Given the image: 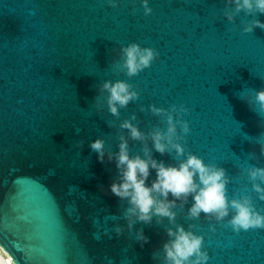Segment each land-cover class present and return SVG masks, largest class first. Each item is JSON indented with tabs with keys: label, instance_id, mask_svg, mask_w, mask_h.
Here are the masks:
<instances>
[{
	"label": "water",
	"instance_id": "obj_1",
	"mask_svg": "<svg viewBox=\"0 0 264 264\" xmlns=\"http://www.w3.org/2000/svg\"><path fill=\"white\" fill-rule=\"evenodd\" d=\"M149 5L153 11L145 16L141 0H135V14L133 0H120L117 8L106 0H0V247L13 264H160L153 252L168 239V219L137 222L129 233L122 217L127 201L109 190L118 175L115 161L105 156L101 163L89 146L103 138L106 148L118 151V127L107 122L118 126L133 112L144 131L164 127L139 105L187 106L183 118L191 131L181 143L225 169L229 199L247 186L264 211V201L242 174L250 164L264 166L254 142L264 141V113L245 101L258 109L251 89L264 88V29L243 33L241 21L253 17L242 11L233 25L222 14L225 0H149ZM256 18L264 22V14ZM130 42L160 53L131 78L113 67L120 45ZM116 79L140 92L119 118L108 111L107 92L98 90ZM79 140L82 148L75 147ZM129 147L134 155L142 143L129 141ZM251 153L258 158L250 159ZM152 155L177 163L154 148ZM150 173L148 185L156 178L154 169ZM192 202L190 196L176 220L186 229L195 224L192 231L204 236L207 264H264V229L236 233L224 226L228 218L215 222L203 214L189 221ZM116 224L124 226L120 236ZM139 229L149 237L143 247L135 241Z\"/></svg>",
	"mask_w": 264,
	"mask_h": 264
},
{
	"label": "clouds",
	"instance_id": "obj_2",
	"mask_svg": "<svg viewBox=\"0 0 264 264\" xmlns=\"http://www.w3.org/2000/svg\"><path fill=\"white\" fill-rule=\"evenodd\" d=\"M108 6L119 7L120 0H106ZM135 0H133L132 14H135ZM144 15L152 13L149 0H141ZM244 12L246 16L253 17L241 21L243 33H251L257 27L264 29V22L256 18L257 13L264 14V0H225L223 16L235 25L236 17ZM233 27L231 31H236ZM159 51L154 47L141 46L137 42H130L127 45H120L118 59L113 67L117 72H123L131 78L143 70L151 67L153 61L158 60ZM100 94L107 92L106 103L108 111L119 118L121 108H127L130 102L139 99L140 92L127 80L116 79L105 80L98 86ZM255 93V103L258 109H254L250 102L245 100L253 111L264 113V88L259 90L251 89ZM100 96L95 97L98 111H102V104L99 103ZM140 112L150 111L154 116L159 117L161 124L152 125L147 131L139 127L136 112L130 117L124 118L117 126L115 121H108L109 127H118V151L105 147V140L97 138L90 142L92 151L98 154L97 159L105 162L115 161L118 175L109 185L112 194L121 201H127V207L122 210V217L127 221L129 233L133 231V225L137 222L151 224L153 217L157 224H163L164 218L168 219L169 225L165 227L168 239L163 242L162 248L153 252V259L160 261V264H207L209 254L204 247V236L192 231L195 224L189 223L186 229L183 224L177 223L178 210L184 211L185 204L189 197L192 204L186 211V219L189 221L199 220L201 215L209 221L224 222V226L230 227L234 232L241 230L264 229V211L258 210L253 201L252 195L248 194L247 186L245 191L234 195L229 199L227 185L231 177L226 174L223 167L216 163H206L203 157L186 149V137L191 129L189 121L184 115L190 109L184 104H171L168 108L158 107L155 104L139 105ZM136 121V123H133ZM264 127V122H261ZM119 130H127V133ZM79 132V129H77ZM264 135V134H262ZM129 141H139L142 147L139 152L130 155ZM151 142V147L149 146ZM260 145V156H264V141H254ZM83 140L76 142L75 147L82 148ZM161 155L172 154L176 164H165L163 160L158 161L152 155V149ZM143 153V156L140 155ZM250 159H257L255 153L249 155ZM154 169L156 178L151 185L146 184L150 176V170ZM251 183V192L264 201V166L249 165L242 170ZM100 189L103 185L98 186ZM169 194L173 199H169ZM113 219H119L113 216ZM211 231H216L215 224L209 225ZM105 229V234H108ZM123 225L116 224L114 232L116 236L124 233ZM135 241L141 243V247L148 243L149 237L144 234L143 229L136 232ZM162 254V256H161Z\"/></svg>",
	"mask_w": 264,
	"mask_h": 264
},
{
	"label": "built area",
	"instance_id": "obj_3",
	"mask_svg": "<svg viewBox=\"0 0 264 264\" xmlns=\"http://www.w3.org/2000/svg\"><path fill=\"white\" fill-rule=\"evenodd\" d=\"M0 256H1V258H3L4 259V261L6 262V263H4V264H8V261H9V256L5 253V251L0 247ZM1 264V263H0ZM12 264H13V262H12Z\"/></svg>",
	"mask_w": 264,
	"mask_h": 264
},
{
	"label": "bare ground",
	"instance_id": "obj_4",
	"mask_svg": "<svg viewBox=\"0 0 264 264\" xmlns=\"http://www.w3.org/2000/svg\"><path fill=\"white\" fill-rule=\"evenodd\" d=\"M0 263H1V264H4V263H6V262L4 261V259H3V258H1V256H0Z\"/></svg>",
	"mask_w": 264,
	"mask_h": 264
},
{
	"label": "snow or ice",
	"instance_id": "obj_5",
	"mask_svg": "<svg viewBox=\"0 0 264 264\" xmlns=\"http://www.w3.org/2000/svg\"><path fill=\"white\" fill-rule=\"evenodd\" d=\"M8 264H12L11 257L9 258Z\"/></svg>",
	"mask_w": 264,
	"mask_h": 264
}]
</instances>
